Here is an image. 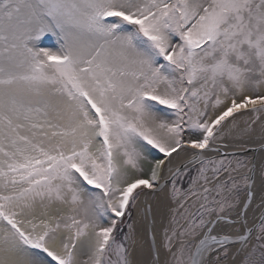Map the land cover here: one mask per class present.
Listing matches in <instances>:
<instances>
[{"label": "snow or ice", "instance_id": "snow-or-ice-1", "mask_svg": "<svg viewBox=\"0 0 264 264\" xmlns=\"http://www.w3.org/2000/svg\"><path fill=\"white\" fill-rule=\"evenodd\" d=\"M0 264H264V0H0Z\"/></svg>", "mask_w": 264, "mask_h": 264}, {"label": "bare ground", "instance_id": "bare-ground-1", "mask_svg": "<svg viewBox=\"0 0 264 264\" xmlns=\"http://www.w3.org/2000/svg\"><path fill=\"white\" fill-rule=\"evenodd\" d=\"M134 216H135V214H134Z\"/></svg>", "mask_w": 264, "mask_h": 264}]
</instances>
